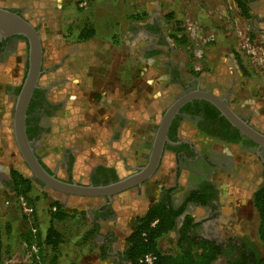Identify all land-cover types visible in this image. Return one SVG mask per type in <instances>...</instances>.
Listing matches in <instances>:
<instances>
[{
  "label": "flooded vegetation",
  "instance_id": "flooded-vegetation-1",
  "mask_svg": "<svg viewBox=\"0 0 264 264\" xmlns=\"http://www.w3.org/2000/svg\"><path fill=\"white\" fill-rule=\"evenodd\" d=\"M6 1L0 2V6L22 15L29 21L25 17V12L31 9L28 4L14 3L13 0ZM254 1L256 0H248L249 4H253ZM262 4L264 6V0ZM29 22L39 29L38 23ZM159 28H154L151 32H155L156 35L161 34ZM140 31L149 30L143 26L136 30L138 33ZM151 46V44L146 46L143 51L145 54L156 56V50ZM177 49H180L178 45H176ZM169 50H171L170 45ZM48 60L49 62L45 63L42 57V72L38 87L34 89L26 111L29 131L27 135L43 165L60 179L82 184L107 183L124 177L143 165L147 161L160 119L158 123L150 126L149 132L139 141L143 149L140 151L136 149L133 165H127L120 156V151L114 149L110 142L113 139V141L117 140L116 144H122L126 139V135L123 134L125 127L114 126L110 120H106L102 138L108 140L110 151L120 157L121 166L103 165L99 162L89 169L84 178L77 176L74 166L83 152V147L72 146L70 136L59 137L60 147L55 148L52 144L54 133L50 129L54 125L51 121L54 120L56 123V120H62L63 114L60 115V112L64 102L52 96L53 88L61 84L60 78L53 75L54 69L59 68L60 59ZM160 65L167 77L159 86L162 92L169 91L171 87H179V91L173 96V101L197 88L211 91L224 98L247 123L264 134V112L261 108L257 107L258 109L253 111L247 106L240 107L242 110L236 107L240 95L237 96L234 91L238 75L241 76L242 71L238 72L232 68L231 73L225 72L218 76L216 72L208 79L201 73L198 75L189 73V76L185 77L182 74V65H175L172 61ZM221 65L218 64V67H222ZM26 69L25 37L0 35V103L15 100ZM12 70L17 72L16 77L12 75ZM183 77L186 78L184 82H182ZM171 103L163 110L162 115ZM47 143H50L55 150L54 153L59 155L53 168L47 167L43 160L47 155ZM164 157L167 167L165 171H161ZM0 177L8 179L3 174H0ZM41 186L46 191L57 192L42 184ZM261 188H264V144H259L242 134L211 103L193 98L183 103L172 117L167 128V139L164 142L160 164L150 179L141 186L115 194L111 200L106 197L89 198L101 201V205L95 210L98 212L96 218L100 222L115 219V204L124 206L127 200H136L138 197L147 204L145 205L147 208L155 202H162L175 213L181 209L180 214L175 217L177 225L166 236L170 238L171 247L176 243L184 217L189 216L191 217L189 234L197 241L204 240L217 246L218 256L211 264H250L249 261L255 263L257 257L264 255V247L258 239V234L251 236L247 232H239L236 224L240 221L239 208L247 202L255 209L259 220L253 197ZM243 192L249 194L244 198L246 199L244 204L240 201ZM64 195L66 198L87 199L76 195ZM95 211L92 217H95ZM124 249L121 251L111 248L108 250L107 258L113 264H130L123 254Z\"/></svg>",
  "mask_w": 264,
  "mask_h": 264
},
{
  "label": "crops",
  "instance_id": "crops-1",
  "mask_svg": "<svg viewBox=\"0 0 264 264\" xmlns=\"http://www.w3.org/2000/svg\"><path fill=\"white\" fill-rule=\"evenodd\" d=\"M194 1L90 0L82 5L80 0H47L49 5L46 6H40V3L36 2L32 10L25 12V17L29 21L42 25L44 20V23L50 25L51 28L53 25H63V32L58 38L61 47L59 68H55L53 74L60 78L62 98L59 99L64 102L61 112L69 111L68 104H72L75 98H79V101L83 100V97L79 96V91L83 88L82 93L84 94L98 93L100 104L106 106L108 114L103 117V124H106V120H110L114 126L122 125L125 127L123 134L126 137L133 127H150L158 123L163 111L160 112V103L156 94L160 91L162 93L159 86L167 78L160 64L172 61L176 65L174 53L176 45L180 44L176 43V21L174 20L181 16V10L185 5L188 10L191 4L194 5L190 12H195L198 2L194 4L192 3ZM13 2L19 3L20 0H13ZM232 3L235 1L232 0ZM38 8L42 9L40 11L42 15L37 12ZM39 15L41 20L36 21L34 18H38ZM168 25L175 26L170 29ZM143 26L149 31L136 32ZM154 28L161 29V34L156 35L155 32H151ZM252 29L257 30L255 26ZM83 30H89L90 36L83 37L81 34ZM218 39L221 40L220 34H218ZM150 44L156 50V56L144 53L143 49ZM169 45L171 50L168 51ZM229 55L235 58V54L234 56ZM51 59L54 58L51 57ZM222 67L217 68V75L225 73ZM89 88H91V93L86 91ZM247 105V108L253 111L258 109L257 106H253V103ZM99 117L96 118L101 125L102 121ZM80 118L83 120L82 117ZM78 119L79 117L76 118ZM51 124L57 125L54 121H51ZM84 139L83 135L76 136L72 144L80 140L86 143ZM105 140L108 142L107 139ZM111 140L112 145L117 143V140ZM82 151L81 156H86L84 153L88 151V147H83ZM118 151L123 157L121 149ZM29 196L35 205L33 220L38 225V235L43 239L50 227L55 228L62 235L55 264H113L107 258L108 250L114 248L123 251L125 243L120 245L115 240L114 224H116L117 215L115 219L106 222H100L96 218L98 212L95 210L101 205L100 200L96 199L90 203H71L69 199L59 201L53 196V192L46 191L37 183ZM5 198L7 199L4 200ZM16 198L14 190L9 185L4 186L0 183L1 250L3 252L0 264H22L23 247L20 243L26 239V235L23 233V215L15 205ZM55 201H59L63 205L64 212L67 213L62 220L51 219ZM94 211L96 214L92 217ZM56 221L61 225L64 224V227L59 229ZM79 222H84L83 237L85 235L88 236L87 238L92 237L96 245L93 251L94 261L83 262L78 259L79 256L82 257L81 253L85 256L88 251L74 247L73 243L69 248V245L63 242V234L74 233L72 228L75 227L71 224ZM68 224L70 230L66 229ZM130 232L122 236L124 241ZM100 254H103L105 259H101Z\"/></svg>",
  "mask_w": 264,
  "mask_h": 264
},
{
  "label": "rangeland",
  "instance_id": "rangeland-1",
  "mask_svg": "<svg viewBox=\"0 0 264 264\" xmlns=\"http://www.w3.org/2000/svg\"><path fill=\"white\" fill-rule=\"evenodd\" d=\"M7 2L6 0H0L3 3ZM20 2L28 4L31 10L36 6V2L40 3V6L49 5L47 0H20ZM81 2V0H80ZM134 2V1H133ZM198 2V3H197ZM263 0H256L254 3L249 4V11L252 15V18L247 19L239 14V11L235 8L232 0H195L192 3H197L198 7L195 12H190L194 8V5H190L189 10L186 8V5L181 10V16L174 21H176V36L180 35L181 32L185 34V42L183 45H179L180 49L175 50L176 64H181L183 69V76L188 77L189 73L195 74L196 71L200 72L202 75H205L206 78L210 79L214 73L217 72L218 64H222V69L225 72H229L232 68H235L238 72L243 73V69L240 64L245 67V71L247 74L238 75L237 84L234 93L239 96V102L236 101V107L241 109L240 107H248L247 104L253 103V106H257L261 108L264 112V79H262L259 75L255 74L253 71H250L247 67L246 56L244 55L242 49H240L237 45L236 38L234 36V31L236 26L241 29L245 34L249 35L251 31H253L252 27L255 26L257 28L255 32L254 38H258L264 41V34L262 30H264V6L262 4ZM135 5V4H134ZM41 8L37 9V12L42 15L40 12ZM40 15L38 18H34L36 21L41 20ZM201 16V17H200ZM256 17V18H255ZM254 18V19H253ZM167 19V18H166ZM43 20V19H42ZM167 20H170L169 18ZM172 20V22H173ZM192 21L194 25H198L200 27L196 32H192L188 28L181 25H185V21ZM174 23V22H173ZM41 24V23H40ZM40 28V36L43 48V58L48 63L51 57L56 59L60 58V50L61 47L59 45L58 38L60 34L63 32V25H53L52 28L50 25H46L44 20L42 21V25H38ZM175 25H168V28L173 29ZM183 29V30H182ZM184 29L186 31H184ZM221 36V40L218 39V34ZM228 41V42H226ZM229 54H232L235 58H232ZM231 58H230V57ZM235 60V61H234ZM239 60V61H238ZM17 61V59H16ZM15 61V62H16ZM185 64V65H184ZM198 67V69L196 68ZM229 67V68H228ZM192 68V69H191ZM14 77L17 76V72L12 70ZM202 71V72H201ZM217 74V73H216ZM196 75V74H195ZM16 79V78H15ZM186 78L183 77L184 82ZM259 80L260 82H258ZM257 88V90H256ZM91 88L87 89L88 93ZM256 90V91H255ZM83 88L79 91V96L83 97L82 101H79V98H75L74 102L68 104L69 111L60 112L61 121H57L56 123H61L52 126L50 131L54 133V138L52 144L55 148L60 147L61 140L59 137L70 139V144L74 141V138L79 135H83L85 137V142L80 140L76 144H72V146H82L84 148L88 147V151L84 153V157L80 156L78 160H76V164L74 166L76 174L81 179L85 177L89 169L96 165L97 163H102L103 165H117L121 166L120 157H118L117 153L110 151L108 142L102 138V131L104 130L103 126V117L108 114L106 110V106L102 103L100 104V96L98 93L93 94H84L82 93ZM179 91V87H171L169 91L162 92L156 94V98H158L160 105V112L163 111L171 101H173V96ZM255 91V92H254ZM61 86H56L52 90V96L62 98L61 95ZM92 95V96H91ZM64 96V95H63ZM78 97V96H77ZM14 101L0 103V174L6 177L7 180L0 177V183L5 186L4 183L7 184L9 181V177L11 171L16 170L21 174L26 176H31L29 169L25 165L18 149L15 144L13 134H12V113L14 107ZM242 110V109H241ZM244 110V109H243ZM73 113H71V112ZM73 114V115H72ZM264 114V113H263ZM65 116V117H64ZM100 116L99 119L102 121V124L99 125V121L96 118ZM76 120V118H78ZM83 120H86V123ZM94 118V120H93ZM54 121V120H52ZM74 122V123H72ZM85 124V125H84ZM150 130V127H133L129 130L126 139L123 143L113 144V148L121 149L122 159L127 165H133L135 163V151L141 148L142 137L145 136ZM53 146L50 143L46 145L47 155L43 157V160L47 167L53 168L55 165V161L59 158L58 154H55ZM81 148V147H80ZM118 161V163H116ZM161 171H165L167 167L166 157H164L163 162L161 164ZM32 177V176H31ZM5 180V181H3ZM159 182L156 184L158 185ZM155 186V185H154ZM38 192V191H37ZM250 192V191H249ZM56 193V194H55ZM53 196L58 198L59 201L69 199L71 203H90L96 201L93 198H76L69 197L66 198L64 194L55 192ZM246 192L242 193V198L240 199L241 203L244 204L246 197ZM32 198V197H31ZM139 198V199H138ZM136 200L126 201L127 204L124 206H118L115 204V211L117 221L114 224L115 231V240L118 244L122 245L125 242L122 236L127 235L131 228V220L135 215L142 214L145 211L144 201L142 198L138 197ZM5 198L4 200H6ZM141 200V201H140ZM248 200V199H247ZM31 202H28L33 207V213L26 217L20 210L23 215V224L24 229L23 233L26 235V239L21 241L23 247L22 254V264H30L32 262V258L29 256V249L27 240L28 238L32 239V234L28 233L31 230V227H35L38 231V225L35 220H33V215L35 212V205L33 199H30ZM153 202V200H152ZM6 205V204H5ZM16 206L17 203H15ZM240 221L239 224H236L237 230L239 232H247L251 236L257 235V226H258V218L255 212V209L247 202L245 205L240 206ZM1 221V220H0ZM85 221L86 218H85ZM2 222V221H1ZM84 222L72 223L71 226L74 233H70L69 235L63 234L64 240L63 242L66 245H70L73 243L74 247L82 248L83 251H88L87 255L81 253L82 257L79 256L78 259H81L83 262L94 261V242L92 237L87 238L88 236L83 233L85 226H83ZM57 227L62 229L64 224L61 225L60 222H57ZM1 226V224H0ZM66 229H71L69 224L66 225ZM2 231V226H1ZM9 239V238H8ZM123 240V241H122ZM76 241V242H75ZM0 243H1V235H0ZM159 247L161 249H167L171 247L170 238L166 236L161 238L159 241ZM43 255L45 257V261H48L52 254L47 247H43ZM101 259H105L103 254L99 255Z\"/></svg>",
  "mask_w": 264,
  "mask_h": 264
},
{
  "label": "water",
  "instance_id": "water-1",
  "mask_svg": "<svg viewBox=\"0 0 264 264\" xmlns=\"http://www.w3.org/2000/svg\"><path fill=\"white\" fill-rule=\"evenodd\" d=\"M264 34V30H262ZM0 35H22L27 41V69L16 95L12 113V134L17 149L30 171L31 176L44 187L66 195L81 197H106L112 199L115 194L123 192L150 179L156 172L163 154L164 142L167 139V128L179 107L186 101L199 98L211 103L219 113L253 141L264 144V134L247 123L228 102L215 93L197 88L176 100L164 111L152 141L147 161L128 175L103 184H82L76 181H66L50 172L34 152L27 135V107L32 93L38 87L42 72L43 48L39 29L26 20L22 15L0 6Z\"/></svg>",
  "mask_w": 264,
  "mask_h": 264
},
{
  "label": "trees",
  "instance_id": "trees-1",
  "mask_svg": "<svg viewBox=\"0 0 264 264\" xmlns=\"http://www.w3.org/2000/svg\"><path fill=\"white\" fill-rule=\"evenodd\" d=\"M239 8L240 15L250 19L252 15L249 9L248 0H234ZM179 33V31H176ZM83 37L90 36L89 30H83ZM250 37L255 36V32L249 33ZM185 42V34L182 32L176 36V43L183 45ZM239 61V60H238ZM243 73L247 74L245 67L240 64ZM192 69V68H191ZM195 74H200L196 71ZM27 123V122H26ZM27 133L29 132L26 129ZM35 183H41L31 176L21 174L19 171L13 170L10 174V179L7 185L14 190L15 195H22L26 201L30 202V193ZM253 204L258 211L259 221L257 226L258 239L264 247V188L256 191L253 197ZM55 208L51 211V219L62 220L67 213L63 210V205L59 201L53 203ZM181 210V209H180ZM180 210L173 212L170 207L162 202H155L148 206L144 213L136 215L132 219L131 232L125 239L124 256L130 264H147L139 260L146 254L154 255V260L151 264H211L218 256L217 246L207 241H197L189 234L191 226V217L186 216L178 230V238L172 247L161 249L159 241L161 238L168 235L175 228L177 222L175 217L180 214ZM28 233H31L29 230ZM35 235L36 243L39 247V255L42 264H55L58 245L62 240L61 233L53 227L47 230L45 237L42 239ZM31 240L28 238L27 241ZM47 247L52 256L48 261H45L43 255V247ZM2 246L0 243V253L2 255ZM250 264H264V255L257 257L255 263L249 261ZM236 264V263H232Z\"/></svg>",
  "mask_w": 264,
  "mask_h": 264
},
{
  "label": "built area",
  "instance_id": "built-area-1",
  "mask_svg": "<svg viewBox=\"0 0 264 264\" xmlns=\"http://www.w3.org/2000/svg\"><path fill=\"white\" fill-rule=\"evenodd\" d=\"M89 1L90 0H81V4L85 5ZM233 4L235 8L239 11V8L237 7L236 3ZM181 26L185 27V29L188 28L189 30H192V32H196V30L200 29L198 25H194L192 21L190 22L187 20L185 21V25ZM185 29L184 31H186ZM234 36L236 38L238 47L242 49L244 55L246 56L247 67L249 68V70L253 71L255 74L259 75L262 79H264V41L258 38H251L250 35H247V33L245 34L241 29L238 28V26H236L235 28ZM196 68L198 69V67ZM15 202L17 203L23 215H25L26 217L33 213V207L26 201L23 196H17ZM30 231L32 234V239L28 241L29 243H27L29 249V256L30 258H32V262L30 264H42L39 255V247L35 240L37 229L35 227H31ZM1 256L2 255L0 253V258ZM154 258V255L146 254L139 261L151 264Z\"/></svg>",
  "mask_w": 264,
  "mask_h": 264
}]
</instances>
